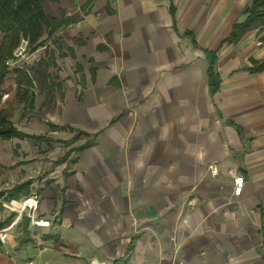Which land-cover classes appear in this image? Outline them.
Here are the masks:
<instances>
[{
    "label": "crops",
    "instance_id": "crops-1",
    "mask_svg": "<svg viewBox=\"0 0 264 264\" xmlns=\"http://www.w3.org/2000/svg\"><path fill=\"white\" fill-rule=\"evenodd\" d=\"M41 1L56 25L6 120L48 142L0 139V264H264V28L224 42L252 0ZM31 195L49 227L5 208Z\"/></svg>",
    "mask_w": 264,
    "mask_h": 264
},
{
    "label": "trees",
    "instance_id": "trees-1",
    "mask_svg": "<svg viewBox=\"0 0 264 264\" xmlns=\"http://www.w3.org/2000/svg\"><path fill=\"white\" fill-rule=\"evenodd\" d=\"M246 17L242 22L234 23L231 27L229 36L224 40L225 43H233L247 31L264 28V0H252L250 5L244 9ZM54 19L49 18L42 6L41 0H0V101L3 94L2 87L7 77H11V83L14 88V99L18 104L25 103L31 107L32 78L27 70L16 64L14 58L15 51L22 45L25 50L34 52L42 46L46 37H48L55 28ZM215 58L212 56L207 69L208 84L211 93L217 90L219 79L214 71ZM264 70V59L258 63L253 62L251 72ZM51 130L69 129L68 127H58L48 124ZM82 132L77 131L76 135ZM29 138L34 142L46 141L45 136H30L19 133L6 120L0 117V139L8 140L11 138ZM88 144L85 143L78 148H73L66 152L64 156L58 159L55 164L65 161L71 152H79ZM65 175V174H64ZM25 184L13 188L14 191L22 189ZM27 220H25L26 223Z\"/></svg>",
    "mask_w": 264,
    "mask_h": 264
},
{
    "label": "built area",
    "instance_id": "built-area-1",
    "mask_svg": "<svg viewBox=\"0 0 264 264\" xmlns=\"http://www.w3.org/2000/svg\"><path fill=\"white\" fill-rule=\"evenodd\" d=\"M208 172L210 176H215L218 174V168L215 164L208 165ZM243 177L235 176L233 177V195L239 196L243 187ZM5 208L13 213H15V222H17L21 217H25L30 226L33 228H46L49 227V222L44 220L39 213V199L36 195H31L24 199L20 203L9 202ZM4 231L0 230V242L4 243L5 236Z\"/></svg>",
    "mask_w": 264,
    "mask_h": 264
},
{
    "label": "rangeland",
    "instance_id": "rangeland-1",
    "mask_svg": "<svg viewBox=\"0 0 264 264\" xmlns=\"http://www.w3.org/2000/svg\"><path fill=\"white\" fill-rule=\"evenodd\" d=\"M23 49H25V46L24 45L20 46L15 51V56H14V58L16 60L15 63L20 65V66L24 63L25 64L28 63L26 58L30 54L29 51L25 50V52H24ZM18 54H21V55H18ZM2 92H3V94L1 96V101H0V117H5V118L9 119V118H12V112L19 105L13 97L14 96V88H13L12 83H11V77H7L5 79V82H4L3 87H2ZM81 138H82L81 135L78 136L74 133L73 137L67 141L66 140L65 141H62V140L56 141L59 143L57 145L58 148H60V150H58V152H57L56 161L58 159H60L62 156H64V154H66V152H69L73 148H78L87 142L84 140V142L81 143V140H79ZM70 145H71V148H69L68 151H65L66 147H68ZM56 161H53V163H55Z\"/></svg>",
    "mask_w": 264,
    "mask_h": 264
}]
</instances>
